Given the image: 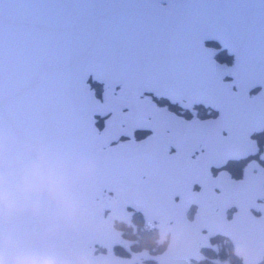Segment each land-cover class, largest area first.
Segmentation results:
<instances>
[{"label": "snow or ice", "instance_id": "6c2138e0", "mask_svg": "<svg viewBox=\"0 0 264 264\" xmlns=\"http://www.w3.org/2000/svg\"><path fill=\"white\" fill-rule=\"evenodd\" d=\"M5 130L92 162L93 204L186 237L154 264H219L216 237L264 264V0H0ZM125 246L57 242L139 264Z\"/></svg>", "mask_w": 264, "mask_h": 264}, {"label": "water", "instance_id": "95a60500", "mask_svg": "<svg viewBox=\"0 0 264 264\" xmlns=\"http://www.w3.org/2000/svg\"><path fill=\"white\" fill-rule=\"evenodd\" d=\"M40 152H45L50 157L63 162L65 169L72 180V192L75 198L81 203L83 218L79 221L76 227H68L62 223L57 224L55 231H52V224L43 216L41 218H34L28 212L21 213L13 217L11 220L0 219V253H6L8 255L12 254L8 252L3 245L4 240L8 238L15 242L16 252H23L31 250L32 246L36 245L38 242L40 243L52 237L61 240L66 236L77 237L84 232L107 236L102 227V224L104 223L101 215L102 206L93 204L90 201L88 197V189L85 187V182L92 176L95 170V166L92 162L78 160L70 151L57 150L42 140L21 142L13 133L6 130L0 132V164L12 165L14 169L18 170L31 163ZM4 171L5 169L0 167V174H3ZM86 205H88V209H85ZM34 224L36 225V229L32 230ZM59 230L62 232L60 237L58 235ZM225 238L231 242L234 249V255L241 259L242 264H248L247 252L243 248L235 247L230 238ZM186 245V237L172 226L171 240L163 252L182 249ZM77 251L80 253L83 250ZM145 254H147V252H141L136 254V257H145L154 260V256H147ZM105 256H89L85 258L88 259L90 264H111L110 261L104 258ZM77 258H80V256Z\"/></svg>", "mask_w": 264, "mask_h": 264}, {"label": "clouds", "instance_id": "9594fccd", "mask_svg": "<svg viewBox=\"0 0 264 264\" xmlns=\"http://www.w3.org/2000/svg\"><path fill=\"white\" fill-rule=\"evenodd\" d=\"M5 171L0 174V219L28 212L34 218L42 216L52 224L76 227L83 218L81 203L72 192V180L62 161L45 152L26 166L14 169L12 165L0 164ZM12 253H0V264H90L87 258H62L54 253L16 252L15 242L10 238L3 242Z\"/></svg>", "mask_w": 264, "mask_h": 264}, {"label": "flooded vegetation", "instance_id": "af4514ba", "mask_svg": "<svg viewBox=\"0 0 264 264\" xmlns=\"http://www.w3.org/2000/svg\"><path fill=\"white\" fill-rule=\"evenodd\" d=\"M220 59L226 60L229 59V57H227L226 55H221ZM256 91H258V89ZM85 209H88V205H86ZM101 210H102L101 215L104 222L102 224V227L105 230L107 236L122 238L125 241V245H126L125 248L123 249L118 248L116 250V252L120 256H128L130 253L131 256L129 258L130 259L132 257L137 258L139 264H154V261L152 259H147L145 257H136V254H139L141 252H147V254L145 255L153 257L154 254L162 253L167 248L172 236L171 224H167V223L147 224V222L142 221L135 214H130L128 217H125L122 215H118L115 212H113L111 209H107L103 206ZM35 229H36V225L34 224L32 226V230ZM61 233H62L61 230H59L58 231L59 237ZM217 238L227 239L225 237H216V239ZM58 241L60 240H58L55 237H52L40 243L38 242L36 245L32 246L31 250L28 251L37 252V253L49 252V253H54L62 258H70V259H76L78 256L93 257V256L107 255V253L104 251H100L96 254H92L85 250L83 251L81 250L82 252L80 253H78L77 250H60L57 247ZM133 264H136V262H133Z\"/></svg>", "mask_w": 264, "mask_h": 264}, {"label": "trees", "instance_id": "16d2710c", "mask_svg": "<svg viewBox=\"0 0 264 264\" xmlns=\"http://www.w3.org/2000/svg\"><path fill=\"white\" fill-rule=\"evenodd\" d=\"M213 243H215L213 248L219 255V264H242L241 260L235 257L233 247L227 239L217 238L213 241ZM206 254L208 256L214 255V253L207 250ZM197 264H202V262L198 261Z\"/></svg>", "mask_w": 264, "mask_h": 264}]
</instances>
